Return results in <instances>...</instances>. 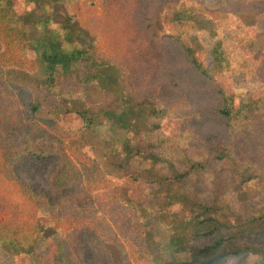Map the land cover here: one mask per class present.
<instances>
[{
    "label": "rangeland",
    "instance_id": "rangeland-1",
    "mask_svg": "<svg viewBox=\"0 0 264 264\" xmlns=\"http://www.w3.org/2000/svg\"><path fill=\"white\" fill-rule=\"evenodd\" d=\"M11 1L20 18L17 25L30 39H36L39 35L35 25L38 21L36 5L26 0ZM261 1L76 0L73 6L59 5L50 10L51 26L68 15L79 32L77 39L84 45L92 42L99 45L104 58L122 70L126 90L135 98L148 99L160 111L169 113L168 117L154 121L160 126L155 134L158 139L165 136L175 138L176 142L175 150L166 156L170 160L164 165L167 174L189 166L188 158L204 161L203 166L183 182L182 189L189 200L194 198L202 204L212 203L224 208L228 217L223 219L228 218L235 226L231 231L246 230L230 243L237 249L264 247V224L251 220L264 213V84L255 73L264 52V4ZM251 4L255 10L243 12L241 7ZM210 8H214L215 13L207 10ZM185 9H192L191 16L180 27L173 22V13ZM148 23L155 25L157 36L147 32ZM210 32L222 42V52L230 67L216 74L215 84L193 64L194 60L204 68L211 66L215 39ZM159 47L164 49L165 58L157 50ZM186 48L191 49L192 56ZM30 56L34 58L31 52ZM127 67L130 75H126ZM74 76L57 83L58 100L42 92L43 75L39 69L33 74L13 69L7 79L28 88L44 111L56 107L60 125L70 135L71 144L98 161L112 184L97 190L93 198L152 205L147 185L140 179L133 180L111 152L120 149L132 133L108 124L85 128L77 114L83 102L77 98L79 93L75 95L79 86ZM223 95L233 97V109L243 107L239 115L233 114L229 123L220 114ZM181 97L183 100L178 106ZM104 100L102 97L99 103ZM139 127L143 129V123ZM221 150L229 154L230 162L217 156ZM52 169L53 163L41 167L24 165L21 173L28 183L43 189ZM163 212L147 220L151 258L166 264L191 261L192 252L208 245L210 240H192L190 252H176L170 238L174 232H187L183 222L189 217L188 206H173ZM107 219L109 223L117 219L119 228L113 230L124 236L121 239L129 253L130 264H144L135 254L134 236L128 233L126 216H112L109 210ZM251 227L257 230H249ZM110 250L117 260L115 248ZM259 261L258 255L247 253L229 255L223 264H257ZM0 264L30 263L25 255L16 256L12 262L0 255Z\"/></svg>",
    "mask_w": 264,
    "mask_h": 264
},
{
    "label": "trees",
    "instance_id": "trees-1",
    "mask_svg": "<svg viewBox=\"0 0 264 264\" xmlns=\"http://www.w3.org/2000/svg\"><path fill=\"white\" fill-rule=\"evenodd\" d=\"M26 1L37 7L35 25L39 35L36 39H30L17 25L20 18L13 1L0 0V255L9 262L25 255L30 264H130L121 239L124 236L113 230L119 228L117 219L108 222L110 210L112 216H126L128 233L134 236L135 254L144 264H166L151 258L147 220L158 212L163 215V211L168 212L173 206L186 205L189 217L183 224L187 232H174L171 246L176 252L184 253L190 252L192 240L210 242L197 247L191 261L177 264H223L229 255L247 253H255L260 258L257 264H264V247L237 249L230 245L246 230L231 231L235 226L228 218L223 219L228 217L224 208L186 197L181 185L203 166V160L188 158L189 166L167 174L164 165L170 160L166 156L175 150L176 142L171 137L158 139L155 134L160 126L154 121L168 117L169 113L126 90L122 70L104 58L99 45L94 42L84 45L77 39L79 32L68 15L51 26L50 10L59 5L73 6L76 0ZM253 6L239 7L247 13L255 10ZM191 10L174 11L173 22L182 27L190 18ZM207 10L215 13L214 8ZM146 30L150 36L158 34L151 23ZM209 34L215 39L211 66L204 68L194 60L193 64L215 84L216 74L230 67L222 52V42L212 32ZM186 49L192 56L191 49ZM157 50L165 58L164 49ZM260 58L262 61L255 73L264 84V52ZM13 69L26 74L41 70L42 92L57 100L60 96L55 91L57 83L75 75L80 89L75 95L79 93L77 98L83 102L77 114L84 127L108 124L132 133L120 149L111 152L133 180L140 179L147 185L152 205L93 198V193L112 183L96 159L71 144L70 135L60 125L56 107L44 111L28 88L7 79ZM125 72L130 75L128 67ZM102 97L105 100L99 103ZM179 100L178 106H181L183 98ZM222 102L220 114L226 123L231 122L233 114L239 115L243 110V107L233 109L232 96L223 95ZM141 123L143 129L139 127ZM217 156L230 162L224 150ZM46 163H53V169L48 183L38 189L24 179L21 168L24 165L41 167ZM251 220L264 224V213ZM256 228L249 230L256 231ZM111 247L117 252V260Z\"/></svg>",
    "mask_w": 264,
    "mask_h": 264
}]
</instances>
